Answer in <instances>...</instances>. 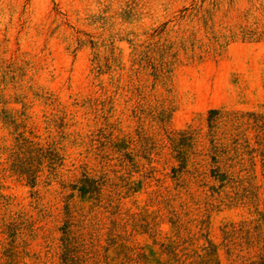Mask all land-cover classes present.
I'll use <instances>...</instances> for the list:
<instances>
[{
  "label": "rangeland",
  "instance_id": "rangeland-1",
  "mask_svg": "<svg viewBox=\"0 0 264 264\" xmlns=\"http://www.w3.org/2000/svg\"><path fill=\"white\" fill-rule=\"evenodd\" d=\"M53 16L40 95L144 134L152 161L164 155L189 186L212 191L215 218L229 205L252 213L226 224L239 229L207 231V255L180 230L141 245L124 219L102 235L103 264H264V0H77ZM98 233H79L93 264Z\"/></svg>",
  "mask_w": 264,
  "mask_h": 264
},
{
  "label": "crops",
  "instance_id": "crops-1",
  "mask_svg": "<svg viewBox=\"0 0 264 264\" xmlns=\"http://www.w3.org/2000/svg\"><path fill=\"white\" fill-rule=\"evenodd\" d=\"M76 3L0 0V264H93L79 235L92 229L103 264L109 240L102 235L124 219L141 245L180 230L209 254L215 239L207 231L239 229L226 224L250 222L248 207L229 205L224 222L215 218L212 191L189 186L166 156L152 161L144 134L112 128L101 114L74 115L71 99L40 95L37 72L48 66L40 60L56 36L48 28L53 11ZM186 168L201 170L193 159Z\"/></svg>",
  "mask_w": 264,
  "mask_h": 264
}]
</instances>
